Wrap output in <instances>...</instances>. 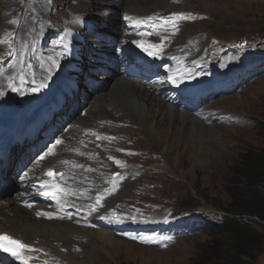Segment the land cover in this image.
<instances>
[{
    "label": "rangeland",
    "instance_id": "374dc122",
    "mask_svg": "<svg viewBox=\"0 0 264 264\" xmlns=\"http://www.w3.org/2000/svg\"><path fill=\"white\" fill-rule=\"evenodd\" d=\"M31 1L0 0V38L6 24L30 9ZM41 1L44 5H36L41 7L39 15L47 16L43 11H49L55 24L69 20L77 8H86L87 13L97 16L101 12L98 7L111 4L93 0ZM162 2L156 10L167 7L168 13L186 10L198 15L196 21L184 25L178 41L180 45L191 43V39L199 43V58L224 59L232 48L236 49V58L241 54L250 55L249 59L264 56V0H182L172 7ZM113 9L122 16V9ZM102 12L109 23H118L119 16ZM209 113L208 120L200 122L208 136L198 129L194 134L187 129L181 136L162 131L163 140L157 138V133L151 139L145 132L136 133V125L117 124L134 132L120 134L127 140L128 150L115 147L114 141L111 148L119 160L116 155L109 160L125 166L124 173L129 172L131 178L126 193L112 201L108 211L136 214L135 222L142 221L139 225L152 229L150 234L156 238L152 242L124 239L112 229L108 233L116 243L114 248L94 252L98 264H264V218L241 210L252 197L264 209V72L242 91L216 101ZM181 131L184 133L183 128ZM188 139L199 143L194 146ZM158 141L163 151L157 149ZM231 210L240 214L236 218L242 224L259 232L254 241L248 240L238 251L228 243L230 239L223 240L216 228L195 227L190 221L207 217L221 223Z\"/></svg>",
    "mask_w": 264,
    "mask_h": 264
},
{
    "label": "bare ground",
    "instance_id": "6f19581e",
    "mask_svg": "<svg viewBox=\"0 0 264 264\" xmlns=\"http://www.w3.org/2000/svg\"><path fill=\"white\" fill-rule=\"evenodd\" d=\"M110 3L112 8L116 6L122 9L123 14H137L139 16H149L156 11V6L162 7L163 5L162 0H110ZM81 10H83V7L77 8L74 13L80 12ZM27 12L29 20L32 17L37 19L38 16L39 18L42 17V15H39V12L37 15L34 11L28 10ZM119 24L114 25L117 31H119ZM200 41H203L202 38ZM192 42L191 44L185 42L184 44L187 43L185 45L186 48L181 46L178 49H167L164 56L156 54L155 57L158 60L169 59L173 61L180 57L178 52L183 55H198L201 52L200 45L199 43H194V40ZM225 63H229L230 65L236 64L232 58L227 59ZM183 65L194 67L193 59H185ZM189 76L188 72L177 71L175 67L170 65L165 73V81L169 82V86L177 90H192L193 92L204 91L206 87L204 84L210 81L208 78L204 81L199 80L193 75V72ZM227 77H224V79ZM102 79L106 81V85L98 92L89 93L86 114L84 116L77 115L78 117L74 125L81 130L86 128H100L103 132L115 134L117 135L115 136V138L117 137L115 147H124V150H128V148H125L127 140L120 134L127 136L134 131L127 127L118 126L117 124L120 123H123L124 126L126 124L129 126H138L136 133L145 132L149 134L151 139L157 133V138L163 140L164 138L161 137L163 134L162 131H167L169 136H181L186 134L187 129L192 134L198 129L200 133L208 136L200 123L205 119V116L199 114L201 112L204 114L211 106L201 112L183 111L159 97L156 85L151 86L137 83L123 76ZM12 80L15 81L16 79ZM173 80H175V83ZM1 83L0 80V85ZM105 89L106 91L103 92ZM4 100L5 97L3 95L0 96V107ZM127 117L133 118L134 120L128 121ZM182 128L184 133L181 131ZM73 134L74 130L72 129L69 135ZM142 140H145V138H142ZM69 141L72 144V137ZM189 141H193L194 146L199 143L196 142V139ZM107 143H102L99 148L96 147L97 144H89L88 147L84 148H82L83 146H77L75 147V151L76 149H80L81 151L73 154L69 150L65 151L64 149L60 153L61 156L51 158L47 161L48 164L57 163L58 166L67 165L74 170L75 164L82 166L76 167V172L80 177H85L84 180L87 181V187L90 189L84 196L89 199L87 204L95 202L98 195L100 196L108 191H114V195L112 196L107 198L102 196V207L97 209L98 216L106 212L108 205L112 201L126 193L131 178L129 172L122 173L127 169L125 166L118 165L109 160L110 157L113 159L114 155L119 159V155L111 148V143ZM156 145L158 150L163 151L164 146L161 141L156 142ZM70 150H72V147ZM64 161H67V163H64ZM40 168V164L34 165V173H37ZM62 173L66 176L67 169L63 170ZM109 177L110 179L108 181ZM112 186H116V188L114 187L111 190L110 187ZM69 187L71 186L69 185ZM19 196L15 192L14 194H6L0 198V232H10L16 237L29 242L35 249L39 250L38 255L47 264H98L97 256L94 255V252L101 248H114L116 240L110 234L111 230L80 227L67 221H45L41 217H38L37 211L19 206L17 203ZM106 222L110 224V221L106 220ZM111 224L114 223L111 222ZM29 253L35 254V252ZM32 263L39 264L34 263L33 260Z\"/></svg>",
    "mask_w": 264,
    "mask_h": 264
},
{
    "label": "snow or ice",
    "instance_id": "6c2138e0",
    "mask_svg": "<svg viewBox=\"0 0 264 264\" xmlns=\"http://www.w3.org/2000/svg\"><path fill=\"white\" fill-rule=\"evenodd\" d=\"M149 19H151V17H149ZM177 19H184L183 16H174L172 18H169L168 20H165V24H172L173 27H175V20ZM125 20L130 21L134 26H138L141 21H132L131 17H125ZM11 23L15 24L16 21H11ZM139 35H150V33H138ZM0 43H2V41H0ZM137 46L141 47L142 50L148 52L149 55H156V52L151 51V48H155V45H151L148 47H145L143 45L142 42H137ZM162 50V48L160 49ZM55 64V61L53 62ZM21 80H23V77H21ZM173 82L175 83V80H173ZM11 86V85H10ZM44 85L41 84L40 87H43ZM13 90L15 91V88H13ZM38 89H33V91H37ZM3 93L0 92V96H2ZM62 144L61 140H57L56 144L52 145L51 148L48 149V152L45 155H53V150L56 148L57 145ZM45 157L41 156V160H43ZM111 159V157H110ZM64 163H67V161H64ZM74 167H82L80 165H75ZM47 175L49 177H52L53 180H55V178L57 176H60L61 178L64 177V173H57L54 171H48ZM41 189H47V188H51V190H44L41 192V195L45 196V197H51L55 200H57V202L59 203L60 198L62 195H68V192L66 191L65 188H62L59 184L56 183H52L50 186L48 185V182H42L40 185ZM101 200L102 197L101 196H97L96 198V205H101ZM28 207H31V205H27ZM91 210L95 211V207H92ZM38 216H47L49 219L53 218L51 213H37ZM62 218V217H61ZM132 239H135V237H132ZM170 239V238H168ZM0 241H6V243H0V251L4 252V253H8L10 256L14 257L15 260L20 261L21 264H27V259L24 255H22V253H24L25 251H38L37 249H33L31 248L30 245L24 244L22 242H20L19 240H15L13 238H11L8 235H0Z\"/></svg>",
    "mask_w": 264,
    "mask_h": 264
},
{
    "label": "trees",
    "instance_id": "16d2710c",
    "mask_svg": "<svg viewBox=\"0 0 264 264\" xmlns=\"http://www.w3.org/2000/svg\"><path fill=\"white\" fill-rule=\"evenodd\" d=\"M255 157L262 159L261 157H258V155H255ZM245 202L248 204V206L241 207L242 211L248 212L252 215H257L262 219L264 218L263 206H261L255 198L252 197L249 200L247 199ZM228 213L229 214L223 216V221L221 223H214L211 220L209 221L213 226V229L215 230L216 228V232H219L222 235L223 240L226 241L227 239H230L228 243L230 242L231 245L234 246V250L238 251L240 248H242L243 244L249 242L248 240L254 241L259 235V232L237 220V215H240L237 211L231 210ZM228 243L226 244L228 245Z\"/></svg>",
    "mask_w": 264,
    "mask_h": 264
}]
</instances>
